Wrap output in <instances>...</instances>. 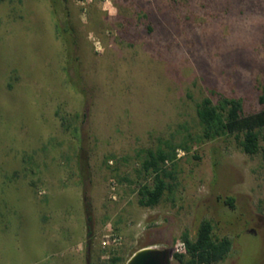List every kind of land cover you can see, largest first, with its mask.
Here are the masks:
<instances>
[{
	"label": "rangeland",
	"instance_id": "374dc122",
	"mask_svg": "<svg viewBox=\"0 0 264 264\" xmlns=\"http://www.w3.org/2000/svg\"><path fill=\"white\" fill-rule=\"evenodd\" d=\"M263 93L264 0H0V264H126L149 245L183 264L202 218L233 240L216 264H264L263 152L197 115L221 95L260 112ZM168 144L172 189L142 206L147 151Z\"/></svg>",
	"mask_w": 264,
	"mask_h": 264
},
{
	"label": "trees",
	"instance_id": "16d2710c",
	"mask_svg": "<svg viewBox=\"0 0 264 264\" xmlns=\"http://www.w3.org/2000/svg\"><path fill=\"white\" fill-rule=\"evenodd\" d=\"M55 5L57 11L59 7ZM264 103V93L260 96ZM197 115L206 126L207 134L237 133L240 146L248 154H255L262 150L264 157V110L256 113H246L244 99L221 95L217 102L211 97H205L197 104ZM63 124L65 118L63 117ZM263 130V131H262ZM242 133L243 135L241 136ZM169 145V144H168ZM170 151L159 147L149 149L143 162V169L153 175V184L145 183L139 189V203L142 206H155L160 203L164 193L172 189V185L166 181V177H173V173L166 168V162L175 157L174 147ZM219 154V155H218ZM220 153H214V159L220 160ZM215 165L217 162H215ZM228 206L233 207V197H219ZM214 221L210 218H202L199 221L196 237L185 232L182 239L186 243L187 252H174V257L183 264H216L225 260L233 248V240L229 236H214ZM112 264H121L122 257L115 256Z\"/></svg>",
	"mask_w": 264,
	"mask_h": 264
},
{
	"label": "water",
	"instance_id": "95a60500",
	"mask_svg": "<svg viewBox=\"0 0 264 264\" xmlns=\"http://www.w3.org/2000/svg\"><path fill=\"white\" fill-rule=\"evenodd\" d=\"M173 255L169 247L153 245L138 249L126 264H172Z\"/></svg>",
	"mask_w": 264,
	"mask_h": 264
},
{
	"label": "built area",
	"instance_id": "2783aa9c",
	"mask_svg": "<svg viewBox=\"0 0 264 264\" xmlns=\"http://www.w3.org/2000/svg\"><path fill=\"white\" fill-rule=\"evenodd\" d=\"M113 241L115 243H118V241L120 242V237L119 236H114L113 237ZM103 242H104V244H106L108 241H103ZM174 251L180 252V253H186L187 252V246H186V243L184 242V240H178L175 243Z\"/></svg>",
	"mask_w": 264,
	"mask_h": 264
},
{
	"label": "flooded vegetation",
	"instance_id": "af4514ba",
	"mask_svg": "<svg viewBox=\"0 0 264 264\" xmlns=\"http://www.w3.org/2000/svg\"><path fill=\"white\" fill-rule=\"evenodd\" d=\"M231 207V206H230ZM232 209H235V204H234V206L233 207H231Z\"/></svg>",
	"mask_w": 264,
	"mask_h": 264
}]
</instances>
